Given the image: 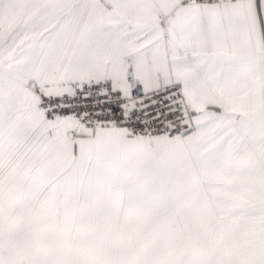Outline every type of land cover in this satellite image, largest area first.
<instances>
[{"label":"snow or ice","instance_id":"obj_1","mask_svg":"<svg viewBox=\"0 0 264 264\" xmlns=\"http://www.w3.org/2000/svg\"><path fill=\"white\" fill-rule=\"evenodd\" d=\"M0 264H264V0H0Z\"/></svg>","mask_w":264,"mask_h":264}]
</instances>
